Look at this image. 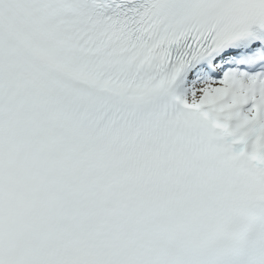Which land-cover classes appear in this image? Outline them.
<instances>
[{"label":"snow or ice","instance_id":"6c2138e0","mask_svg":"<svg viewBox=\"0 0 264 264\" xmlns=\"http://www.w3.org/2000/svg\"><path fill=\"white\" fill-rule=\"evenodd\" d=\"M0 264H264V0H0Z\"/></svg>","mask_w":264,"mask_h":264}]
</instances>
